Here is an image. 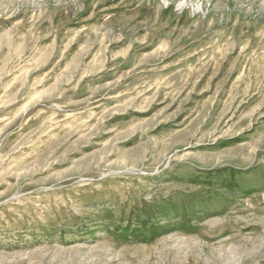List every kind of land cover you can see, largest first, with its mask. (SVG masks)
Masks as SVG:
<instances>
[{
    "label": "rangeland",
    "instance_id": "1",
    "mask_svg": "<svg viewBox=\"0 0 264 264\" xmlns=\"http://www.w3.org/2000/svg\"><path fill=\"white\" fill-rule=\"evenodd\" d=\"M0 264H264V0H0Z\"/></svg>",
    "mask_w": 264,
    "mask_h": 264
}]
</instances>
